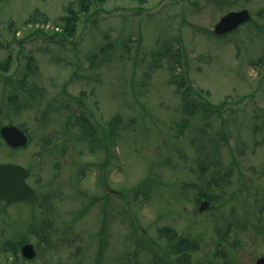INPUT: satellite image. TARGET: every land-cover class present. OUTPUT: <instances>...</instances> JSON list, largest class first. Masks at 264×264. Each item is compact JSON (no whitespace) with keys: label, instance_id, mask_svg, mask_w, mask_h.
Here are the masks:
<instances>
[{"label":"rangeland","instance_id":"rangeland-1","mask_svg":"<svg viewBox=\"0 0 264 264\" xmlns=\"http://www.w3.org/2000/svg\"><path fill=\"white\" fill-rule=\"evenodd\" d=\"M71 4L80 3L0 0V64L10 56L0 69V125L29 138L14 149L0 136V162L28 168L41 192L52 185L64 194L46 198L63 212L45 218L38 206L10 204L0 234L33 239L68 221L95 251L101 218L103 264H256L264 254V0H91L65 38L53 26ZM243 7L251 20L213 34L221 15ZM38 27L46 35L30 31ZM185 86L215 112L189 113ZM213 161L228 176L220 185L208 181ZM77 179L106 201L74 225L85 202ZM199 185L212 194L200 211ZM48 238V259L68 252Z\"/></svg>","mask_w":264,"mask_h":264},{"label":"flooded vegetation","instance_id":"flooded-vegetation-1","mask_svg":"<svg viewBox=\"0 0 264 264\" xmlns=\"http://www.w3.org/2000/svg\"><path fill=\"white\" fill-rule=\"evenodd\" d=\"M57 172V171H56ZM78 174V172H75ZM30 176H27V178ZM70 175H67L68 177ZM80 177V174H78V177ZM26 178V180H27ZM53 180H51L52 182ZM77 188L79 191V195H81L82 199L85 200L84 206H81V209L79 213L76 214L75 220L73 224L83 217L87 213V209L94 205L97 201H106V197L102 196L103 192H101L100 196L93 195L92 193H88L85 186H82L79 184V180L77 179ZM28 182V181H27ZM50 182V183H51ZM32 186V185H31ZM34 189V194L29 199H20V200H5L3 198H0V223H4V221L9 222L12 219L7 220L8 215V206L10 204H17V202H25L27 204V207H36L38 206L40 209H38L40 212L43 213L44 217L46 216V213L48 212L51 214L52 212H60L61 214L63 211H59L57 208H54L53 203H49V205L45 204L46 198H51V195L58 193L61 194V198L64 197L63 192L61 191L63 188L60 186H57V189L55 190V186H49V187H42V192L39 190L41 187L32 186ZM95 188V187H93ZM106 192H110L109 188L106 186ZM55 190V191H54ZM112 192H114L112 190ZM88 194H90L88 198ZM90 201V202H88ZM112 208H114V205L112 203ZM104 209V205H100L101 212ZM14 216V213H12ZM61 215L57 216L58 218ZM100 222V229H98L97 233L95 232V236L98 237L97 242V249L95 251L88 250L87 244L84 242L82 243L81 240H79L80 235H78V232L75 230H72L73 225H71V222L68 221H61V225L63 227H60L59 229L53 228L52 233H37L33 239L26 238L24 235L19 233H8L5 236L0 234V264H39L40 262L42 264H103L104 262V235H105V227H104V219H99ZM67 223V224H64ZM69 223V224H68ZM76 225V223L74 224ZM55 230V231H54ZM63 233V234H62ZM51 235L52 238L55 240L54 245L57 246L61 244H65L67 248V253L61 255V256H54L51 260L48 259L49 256H47V248L43 247L45 246V243L48 242L49 238L48 235ZM86 240V238H85ZM84 240V241H85ZM57 242V244H56ZM91 242V241H90ZM61 243V244H60ZM54 246V248H55ZM49 248V247H48ZM74 249V250H73ZM87 249L89 251L88 254L84 253L83 250ZM52 250L50 249V252ZM52 253V252H51ZM106 256V254H105ZM113 263L114 260L117 262V258L113 256Z\"/></svg>","mask_w":264,"mask_h":264},{"label":"water","instance_id":"water-1","mask_svg":"<svg viewBox=\"0 0 264 264\" xmlns=\"http://www.w3.org/2000/svg\"><path fill=\"white\" fill-rule=\"evenodd\" d=\"M248 9L231 10L223 14L213 27L215 34H223L235 29L240 23L248 20ZM0 134L11 146H22L27 142V136L23 130L15 125H3ZM29 171L26 167L15 163L0 162V198L5 200L29 199L34 194V189L27 183L26 177ZM208 202L202 201L199 209L207 206ZM257 264H264V255L256 259Z\"/></svg>","mask_w":264,"mask_h":264},{"label":"trees","instance_id":"trees-1","mask_svg":"<svg viewBox=\"0 0 264 264\" xmlns=\"http://www.w3.org/2000/svg\"><path fill=\"white\" fill-rule=\"evenodd\" d=\"M90 1L91 0H79L80 4H79L78 9L77 8L74 9L72 7L73 5L71 4V5H69L67 7L66 14H64L62 16H59L60 22H61L60 24H58L60 26V28H61V31L59 33L62 36H64L65 38H69L70 36L74 35L75 30H76V26H77V20L79 19V14L81 12H87L89 10ZM101 1H103V0H101ZM45 19L46 18H42V20H45ZM30 20L35 22V21H40L41 19H39L37 16L33 15V16H31ZM26 21H29V20H26ZM32 32H35V31H32ZM36 32H39V36L40 35H46L44 33V31L42 29H40V28L38 30L36 29ZM55 33H58V32H55ZM50 36H52V34ZM13 37L16 38L15 35H13ZM19 39L17 38L18 41H19ZM9 60H10V56L8 57V60H6L4 64H0V69L1 70H6L7 69L8 65H9ZM179 86L182 87L181 83H179ZM180 87H179L178 90L183 94L182 97L189 98V101H186V103H185V108H186V110L187 109L189 110V113L193 114L195 109H198V108L203 111V112H199L197 110V112H199V114L201 116L205 115V112H207V111H210V112H213V113L215 112L210 107V105H207L208 104L207 102H199V100H198V102L191 101L190 100L191 92L189 91V87L188 86H185V88L183 90ZM189 105H191V107H189ZM71 118L67 117V120H69V125H70ZM78 120L80 121V125H82V122L83 123L87 122V119L85 117H83V116H79ZM110 126H111V128L108 130V136L113 137L115 135V133H113L114 126L113 127H112V125H110ZM85 129H88L87 130V134H88V132L90 134V133L95 131V128H92V127H89V126L87 128L85 127ZM102 132H103V129H102ZM104 138H106V135L104 136ZM104 146H106V145H104ZM205 166L211 168L210 169L211 172L209 173L210 178L208 180L210 183L211 182H215L216 185H220V183H222L221 182L222 180L223 181L227 180L228 176H226L224 174V171H221V168L219 167V164H218L217 161L216 162L213 161V162H210V163L207 162L205 164ZM206 167H204V169ZM146 178H149V177H146ZM203 179H204V177L202 176V180ZM194 186H197V184L194 183ZM201 186L202 185H199V187H198L199 188L198 194L200 195L202 193V195H203L202 199L206 198L208 200H212V194L210 192H208V191H205L204 187H201ZM187 242L188 241L186 239L182 240V242L180 243V245H182L181 247L183 248V245L185 247L186 244H188Z\"/></svg>","mask_w":264,"mask_h":264}]
</instances>
